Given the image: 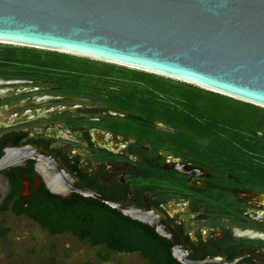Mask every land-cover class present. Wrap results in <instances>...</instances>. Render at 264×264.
Wrapping results in <instances>:
<instances>
[{
  "label": "water",
  "instance_id": "95a60500",
  "mask_svg": "<svg viewBox=\"0 0 264 264\" xmlns=\"http://www.w3.org/2000/svg\"><path fill=\"white\" fill-rule=\"evenodd\" d=\"M0 44L117 65L264 108V0H0ZM104 115L127 117L113 109ZM30 160L52 195L94 199L148 225L172 243V257L180 264H240L248 256L196 260L161 210L81 186L59 158L36 146L7 148L0 173ZM180 165L186 172L174 169L182 174L201 171ZM245 216L264 223L254 212ZM231 232L237 241L264 242V231L233 227Z\"/></svg>",
  "mask_w": 264,
  "mask_h": 264
},
{
  "label": "trees",
  "instance_id": "16d2710c",
  "mask_svg": "<svg viewBox=\"0 0 264 264\" xmlns=\"http://www.w3.org/2000/svg\"><path fill=\"white\" fill-rule=\"evenodd\" d=\"M46 55L49 56L43 60ZM75 60L82 61L60 53L42 55L35 49L0 45V65L38 63L46 68L47 77L63 82L69 80L68 86L78 87L82 96L101 100L107 109L127 114L126 119L115 117L118 121L115 132L133 136L153 149L152 156L140 151L144 155L140 167L143 179L155 181L156 176L162 182L172 183L176 191L189 190L181 173L163 168L159 151L173 153L207 170L210 174L207 188L196 194L193 192L194 209L204 208L207 215L234 214L242 218L237 212L243 209L242 204L235 198L242 192L264 193V108L122 67L123 85L92 91L90 76L98 74L109 79L112 68L108 73H100L60 65L75 64ZM160 124L166 128H159ZM80 185L96 189L112 199H125L93 182L82 181ZM42 206L45 209L28 216L52 234H71L79 241L94 247L103 246L115 253H138L148 264H180L172 257L170 241L148 225L125 217L97 200L77 194L70 199L51 195ZM182 238L189 244L188 238ZM193 251L196 260L220 255L212 248ZM225 255L232 261L239 254L232 248ZM100 258L109 260L108 256Z\"/></svg>",
  "mask_w": 264,
  "mask_h": 264
},
{
  "label": "flooded vegetation",
  "instance_id": "af4514ba",
  "mask_svg": "<svg viewBox=\"0 0 264 264\" xmlns=\"http://www.w3.org/2000/svg\"><path fill=\"white\" fill-rule=\"evenodd\" d=\"M45 69L38 63L27 62L0 65V81L6 83L0 84V159L7 148L36 146L59 158L79 183L93 182L99 188L121 194L124 202L131 205L161 210L178 234L189 239L187 244L192 251L212 248L226 256V251L234 248L239 254L237 257L248 255L240 264H263L260 259L264 261V242L237 241L231 228L264 231V223L245 216L246 212L264 214V195L250 191L235 198L242 204L243 209H237L242 218L234 214L207 215L204 208L194 209V193L208 186L210 174L207 170L165 152L179 158L168 160L162 156L163 151H159L165 170L176 171V166L186 172L181 163L189 166L190 171H201L191 172V175L181 173L189 186L187 191H176L172 183L162 182L156 176L155 181L143 179L140 167L144 155L140 151L152 156V147L133 136L115 132L118 121L104 115L110 109L103 102L82 96L78 87L68 86L69 80L66 83L47 77ZM65 107L73 109L61 112ZM51 195L37 172L35 161L0 173V215L10 214L15 219L28 220L42 234L58 238L63 235L52 234L28 216L45 209L42 205ZM1 225L0 240L6 241L10 229Z\"/></svg>",
  "mask_w": 264,
  "mask_h": 264
},
{
  "label": "rangeland",
  "instance_id": "374dc122",
  "mask_svg": "<svg viewBox=\"0 0 264 264\" xmlns=\"http://www.w3.org/2000/svg\"><path fill=\"white\" fill-rule=\"evenodd\" d=\"M35 51L42 55L49 53L37 49ZM48 56L43 57V60ZM69 56L82 61L75 60V64L62 63L60 64L62 67L68 66L76 70L85 69L86 71L98 70L100 73H108L112 68L113 71H110L112 77L109 79H105L98 74L90 76L89 82L92 91L97 89L103 91L104 86L106 88H119L125 82L124 79L120 78L125 74L122 72L123 67L121 68V66L78 56ZM83 61L86 63L84 62V64ZM92 99L98 103L102 102L101 100ZM258 194L264 195L262 192ZM3 222L6 224H3ZM0 224L10 229L6 241L0 240V264H148L147 260L138 253L133 255L118 254L107 250L103 246L94 247L87 242H81L71 235L66 234L58 238H51L48 234H42L28 220L15 219L10 214L0 215ZM101 256H108L109 260L103 261L100 258Z\"/></svg>",
  "mask_w": 264,
  "mask_h": 264
},
{
  "label": "bare ground",
  "instance_id": "6f19581e",
  "mask_svg": "<svg viewBox=\"0 0 264 264\" xmlns=\"http://www.w3.org/2000/svg\"><path fill=\"white\" fill-rule=\"evenodd\" d=\"M258 216V218H260V219H264V214L263 213H259V214H257Z\"/></svg>",
  "mask_w": 264,
  "mask_h": 264
}]
</instances>
